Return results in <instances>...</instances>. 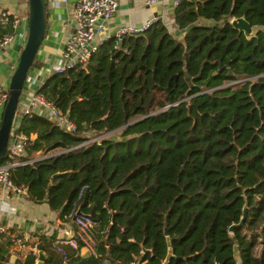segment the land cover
<instances>
[{
  "label": "trees",
  "instance_id": "trees-1",
  "mask_svg": "<svg viewBox=\"0 0 264 264\" xmlns=\"http://www.w3.org/2000/svg\"><path fill=\"white\" fill-rule=\"evenodd\" d=\"M237 18L259 28L254 38L230 25ZM174 24L195 26L181 41L159 21L110 36L88 63L45 80L36 93L76 133L37 114L19 120L27 163L9 179L62 222L92 220L81 264H162L169 252V264H264V0H182ZM74 240L41 235L34 247L45 264H76L85 244Z\"/></svg>",
  "mask_w": 264,
  "mask_h": 264
},
{
  "label": "crops",
  "instance_id": "crops-1",
  "mask_svg": "<svg viewBox=\"0 0 264 264\" xmlns=\"http://www.w3.org/2000/svg\"><path fill=\"white\" fill-rule=\"evenodd\" d=\"M77 1L47 0L46 32L19 99L17 120L21 118L31 95L37 94L41 85L61 64L65 42L74 29L71 13ZM117 1V12L107 24L109 35L121 27H140L154 17H158L159 22L174 35L177 28L174 24V7L171 0H161L153 6H146L143 0ZM0 10L16 15L21 21L14 32V40L8 47L0 49V87L8 89L28 34V0H0ZM2 111L0 108V122ZM104 136H110V134ZM50 156L51 153L46 155V157ZM35 158V160L42 159V156L36 154ZM0 197L4 200L0 207V224L6 227L10 234L21 237L26 245L25 249H19L13 246L8 236H3L0 240V250L6 249L5 244L8 241L11 245L8 247L7 254L0 251V264L22 262L25 256L32 252L31 249L38 244V237L41 235L49 237L55 233L57 240L55 243L74 239L76 230L73 224L62 222L58 214L51 211L46 203L35 204L28 199L25 192L17 195L2 187H0ZM35 253L38 256L37 249ZM37 263L38 258L34 264Z\"/></svg>",
  "mask_w": 264,
  "mask_h": 264
},
{
  "label": "built area",
  "instance_id": "built-area-1",
  "mask_svg": "<svg viewBox=\"0 0 264 264\" xmlns=\"http://www.w3.org/2000/svg\"><path fill=\"white\" fill-rule=\"evenodd\" d=\"M160 1L143 0V3L146 6H153ZM181 1L171 0V4L175 8ZM117 9V0H78L71 13L74 29L65 42L61 57L62 62L53 73L60 74L78 65H85L110 36H114L117 39L126 36H137L143 34L148 28L159 21L158 17H154L140 27H121L112 35H109L107 32V24L114 17ZM20 22L19 17L16 15L0 10V49L8 47L14 40V32ZM8 98V89L0 87V108L3 109L5 107ZM33 114L47 118L67 133H76L75 125L66 116L61 114L52 102L46 100L39 94L31 95L22 112L21 118ZM19 120L16 119L12 125L6 152V162L0 164V187L8 189L17 195L24 194L25 189L15 186L9 179V173L13 167L27 163L20 162L19 160L23 158L25 146L29 143L27 137L17 132ZM103 137L99 136V138L91 139L84 144L99 143ZM3 201L2 197H0V207H2ZM68 219L72 220V223L76 227L77 231L75 236L85 244V247L91 250L93 243L89 231L94 225L92 220L88 216L76 212L71 213ZM3 236H8L13 246L19 249H25V241L17 235L10 234L6 227L0 224V240ZM55 245H68L73 249L77 247L74 239L67 242H57ZM31 251L35 253L36 247H33ZM63 260L64 264H68L65 258Z\"/></svg>",
  "mask_w": 264,
  "mask_h": 264
},
{
  "label": "water",
  "instance_id": "water-1",
  "mask_svg": "<svg viewBox=\"0 0 264 264\" xmlns=\"http://www.w3.org/2000/svg\"><path fill=\"white\" fill-rule=\"evenodd\" d=\"M46 12L47 0H28V34L25 45L20 53L16 69L10 79L8 93V101L3 108L1 122H0V163L6 157L8 142L12 125L16 120V112L20 96L23 93V88L27 80V75L31 66L36 58L37 51L41 46L45 32H46ZM203 26L215 25L212 21H202ZM230 25L238 32L242 33L246 40H251L255 37L259 28L251 27L243 18L233 19ZM195 25H189L183 30L176 29L174 31V38L176 41H181L183 37L194 28ZM51 184L48 186V190ZM45 196V202L47 201ZM79 214V213H78ZM246 219V206L243 208L242 217L238 224L229 227L228 232L232 233L233 230L243 227ZM145 251H143L144 253ZM92 255L89 248L85 247L80 250L81 260L76 264H81L83 260L90 258ZM172 257L169 252L162 264H169ZM45 264V254L38 251V263ZM108 264V263H106Z\"/></svg>",
  "mask_w": 264,
  "mask_h": 264
},
{
  "label": "rangeland",
  "instance_id": "rangeland-1",
  "mask_svg": "<svg viewBox=\"0 0 264 264\" xmlns=\"http://www.w3.org/2000/svg\"><path fill=\"white\" fill-rule=\"evenodd\" d=\"M31 70V69H30ZM29 70V71H30ZM29 73V72H28ZM228 85H230V84H228ZM231 85H234V84H231ZM16 118V117H15ZM92 137V136H91ZM104 137H107V136H104ZM95 138H99V136H93V138H91V139H95ZM109 138L110 139H117V135H111V136H109ZM103 139V138H102Z\"/></svg>",
  "mask_w": 264,
  "mask_h": 264
}]
</instances>
